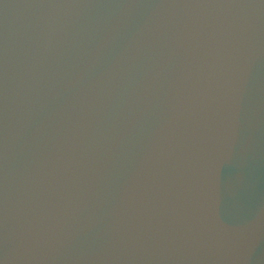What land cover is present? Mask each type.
I'll return each mask as SVG.
<instances>
[{
    "label": "water",
    "instance_id": "obj_1",
    "mask_svg": "<svg viewBox=\"0 0 264 264\" xmlns=\"http://www.w3.org/2000/svg\"><path fill=\"white\" fill-rule=\"evenodd\" d=\"M0 264H264V0H0Z\"/></svg>",
    "mask_w": 264,
    "mask_h": 264
}]
</instances>
